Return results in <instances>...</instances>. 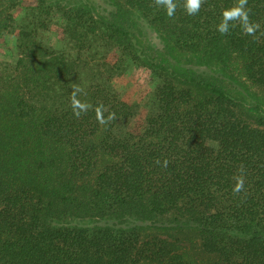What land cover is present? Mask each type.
<instances>
[{
    "label": "trees",
    "instance_id": "16d2710c",
    "mask_svg": "<svg viewBox=\"0 0 264 264\" xmlns=\"http://www.w3.org/2000/svg\"><path fill=\"white\" fill-rule=\"evenodd\" d=\"M118 1L140 11L164 42L161 62H142L134 36L115 25L106 30L120 62L131 57L156 75L150 109L97 83L80 86L87 95L79 98L93 110L75 118L72 64L26 31L14 74H0V264H202L183 244L193 240L207 264H264V116L181 64L214 66L264 95V36L256 41L238 26L226 36L216 31L234 0H206L195 16L175 0L171 18L153 0ZM14 5L0 0V36L14 22ZM248 7L264 31V0ZM61 12L80 43L101 31L91 10ZM100 104L117 120L99 125ZM157 159L168 160L167 168ZM241 165L245 190L236 195ZM73 216L133 224H48Z\"/></svg>",
    "mask_w": 264,
    "mask_h": 264
},
{
    "label": "rangeland",
    "instance_id": "374dc122",
    "mask_svg": "<svg viewBox=\"0 0 264 264\" xmlns=\"http://www.w3.org/2000/svg\"><path fill=\"white\" fill-rule=\"evenodd\" d=\"M13 2L16 6L13 10L14 22L9 31L0 36V74L4 77L14 74L17 60L21 56L18 47L19 33L26 31L31 33L38 45L48 50L46 52L59 55L72 64L75 70V84L84 88L97 83L108 84L111 89L119 92L124 100L138 104L142 111L153 106L154 93L158 85L156 75L145 64L133 61L131 57L120 62L118 59L121 50L108 42L106 33L109 25L129 32L136 39L137 48L143 52L142 62H145V57L161 62L163 39L150 27L140 11L124 7L118 0H13ZM78 7L91 10L101 26L98 35L89 37L85 43H80L72 37L61 12L63 8ZM181 64L243 101L245 109L250 114L264 116V95L260 91L233 81L214 66L187 59L181 60ZM48 224L60 228L78 227L95 230L131 225L133 221L99 216H73L63 220H50ZM160 225L170 227L169 225L173 226V223L164 221ZM179 231L177 230L175 236H178ZM184 242L186 249H191L188 254L200 259L202 264L208 263V258L201 255L196 241Z\"/></svg>",
    "mask_w": 264,
    "mask_h": 264
},
{
    "label": "clouds",
    "instance_id": "9594fccd",
    "mask_svg": "<svg viewBox=\"0 0 264 264\" xmlns=\"http://www.w3.org/2000/svg\"><path fill=\"white\" fill-rule=\"evenodd\" d=\"M154 5L158 8H162L167 17H174L177 9V3L175 0H153ZM206 3V0H184L183 9L188 16H195L199 14L200 9ZM251 9L248 7V0H234V3L221 12L220 22L216 25V31L222 36L230 34V30L235 27H239L242 35L251 36L254 40L258 41L259 32L261 36H264V31H261V25L259 22H254L250 18ZM81 95L86 96L87 93L78 84L72 85V92L70 96V107L72 109L73 116L80 119L82 115H86L89 110H93V105L86 100H81ZM96 120L99 125L107 126L113 121L117 120L115 112H109L107 117L104 113L107 111L104 105L100 104L94 108ZM169 161L164 160L161 162L156 160V164L167 168ZM239 174L233 178L235 184L232 188L233 194H240L245 190V169L241 165L237 170Z\"/></svg>",
    "mask_w": 264,
    "mask_h": 264
}]
</instances>
